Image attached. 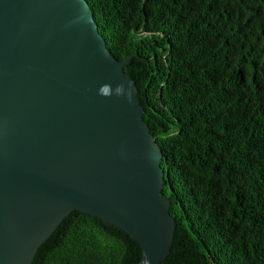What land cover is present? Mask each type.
Segmentation results:
<instances>
[{
	"label": "trees",
	"instance_id": "obj_1",
	"mask_svg": "<svg viewBox=\"0 0 264 264\" xmlns=\"http://www.w3.org/2000/svg\"><path fill=\"white\" fill-rule=\"evenodd\" d=\"M159 144L174 239L161 264H264V0H87ZM73 210L32 264H137Z\"/></svg>",
	"mask_w": 264,
	"mask_h": 264
},
{
	"label": "water",
	"instance_id": "obj_2",
	"mask_svg": "<svg viewBox=\"0 0 264 264\" xmlns=\"http://www.w3.org/2000/svg\"><path fill=\"white\" fill-rule=\"evenodd\" d=\"M130 59L112 54L87 0H0V264H32L73 210L135 239L137 264L168 255L163 153Z\"/></svg>",
	"mask_w": 264,
	"mask_h": 264
},
{
	"label": "clouds",
	"instance_id": "obj_3",
	"mask_svg": "<svg viewBox=\"0 0 264 264\" xmlns=\"http://www.w3.org/2000/svg\"><path fill=\"white\" fill-rule=\"evenodd\" d=\"M115 93L117 94V95H122V94H124L125 93V88H124V85H118L117 87H116V89H115ZM130 90H129V92H128V97L130 98Z\"/></svg>",
	"mask_w": 264,
	"mask_h": 264
}]
</instances>
